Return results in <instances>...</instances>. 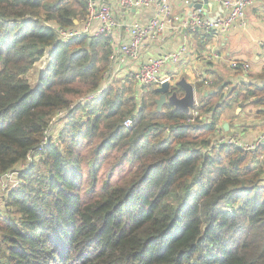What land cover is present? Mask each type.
Returning <instances> with one entry per match:
<instances>
[{"label":"trees","instance_id":"trees-1","mask_svg":"<svg viewBox=\"0 0 264 264\" xmlns=\"http://www.w3.org/2000/svg\"><path fill=\"white\" fill-rule=\"evenodd\" d=\"M86 8L0 0V179L22 167L0 205V264H264V169L214 144L237 98L203 96L195 122L158 111L154 88L139 102L125 83L73 100L112 65L105 36L59 39ZM251 97L264 106V90Z\"/></svg>","mask_w":264,"mask_h":264},{"label":"crops","instance_id":"crops-1","mask_svg":"<svg viewBox=\"0 0 264 264\" xmlns=\"http://www.w3.org/2000/svg\"><path fill=\"white\" fill-rule=\"evenodd\" d=\"M110 1L114 3V0ZM170 1L174 15L181 16V20L169 23L164 34L142 52L138 61H127V65L120 69L113 84L120 86L125 83L126 87L131 88L136 102H139L145 90L141 91V88L135 83L127 84L129 82L128 73L136 72L141 63H145L150 57L187 47L188 52L179 63L168 64L162 70V75L170 78V88L173 90L180 87L178 82L181 78H186L194 85L196 103L186 114H193L194 108L199 105L203 96L218 92H222L225 97L232 95L237 99L231 107L223 110L217 127L222 128L228 134L240 135L244 142L254 141L264 132V106L256 104L255 97L245 101V96L248 90H264V0H257L253 6L248 8L245 26L235 27L216 37L204 35L203 32L192 33L183 26L182 20L198 10L211 19L217 15L227 14V10L220 3L207 2L200 3L199 6L196 4L186 7L182 0ZM154 13V6L134 8L131 10L130 16L133 20L146 22ZM234 62H238L241 66L234 67ZM244 64H249L250 67L245 69L242 67ZM111 67L113 66L111 65ZM154 89L156 91V88ZM177 93L180 97L185 95V91L181 87ZM171 94L168 93V96ZM221 103L222 101L219 102V104ZM167 104L170 103L167 102L161 110ZM232 112L234 114L231 115ZM202 115L200 112L201 120L204 119V115ZM230 115L231 117H229ZM226 124L229 126L228 131L224 129ZM261 149L263 153H260L259 156H264V147Z\"/></svg>","mask_w":264,"mask_h":264},{"label":"built area","instance_id":"built-area-1","mask_svg":"<svg viewBox=\"0 0 264 264\" xmlns=\"http://www.w3.org/2000/svg\"><path fill=\"white\" fill-rule=\"evenodd\" d=\"M257 0H182L184 6L192 7L196 4L216 2L227 10L225 15H217L209 18L201 13V10L187 15L182 24L192 33L203 32L204 35L219 36L235 27L245 26L247 23L246 11L253 6ZM87 15L83 20H76L72 27H56L60 40L71 42L82 37L105 36L111 40L112 66L105 73V81L102 86L82 99V104L98 99L112 86L118 76L120 69L127 65V61H138L142 52L150 44L159 40L168 28L169 23L180 21L181 16L174 15L170 0H86ZM155 7V13L148 21L142 22L131 19L130 13L134 8ZM183 19V18H182ZM264 48V43H263ZM187 47L178 51L165 53L150 57L145 63H141L136 72L128 73L129 82L135 83L141 91L150 88H159L164 83L170 82L169 77L162 75L163 68L171 63H179L181 58L187 54ZM45 55L42 61L46 60ZM234 67L241 66L238 62L233 63ZM248 69L249 64L242 65ZM127 77V78H128ZM173 91L170 88V92ZM63 114L60 113V116ZM198 111H194L189 122H195ZM133 118H128L126 126L133 124ZM218 144H228L241 147L243 150L257 154L264 146V132L254 141L244 142L238 134L221 133ZM264 160V156H260Z\"/></svg>","mask_w":264,"mask_h":264},{"label":"rangeland","instance_id":"rangeland-1","mask_svg":"<svg viewBox=\"0 0 264 264\" xmlns=\"http://www.w3.org/2000/svg\"><path fill=\"white\" fill-rule=\"evenodd\" d=\"M73 2V1H72ZM80 10V9H78ZM87 15V8H86V13L85 15L81 16L80 20H83ZM48 61L44 60V61H40L39 63H37L34 67L33 70H31L30 74H29V78H30V81L33 85H35L38 81V77L41 75V73H43L45 70H46V65H47ZM89 94H91V92L89 93V91L85 90L83 91V93L81 95H72L73 96V100L77 101V100H81V99H84L86 98L87 96H89ZM246 107V106H244ZM234 114L233 112L231 113V115ZM231 115L229 117H231ZM59 119V118H58ZM59 120H57L58 122ZM60 123V122H59ZM222 131L218 130L217 134L215 135L216 138H214L215 142V146L219 147L221 146V144H218L217 143L219 142V139L221 138V133H225V135H227L228 133L225 132L222 128H220ZM253 129V128H252ZM260 156L259 154H255L254 155V160L257 162L254 166L256 168H259L261 166L262 169H264V160H261L259 159ZM22 167L20 168H16L15 169V172L14 173H11V174H7L5 175L3 178L0 179V205L1 204H4L5 205V201H6V196H7V191L10 189V188H13V187H16L18 184H19V180L16 179V175H17V171L18 170H21ZM115 179H116V176H115ZM3 215H6L5 212H1Z\"/></svg>","mask_w":264,"mask_h":264},{"label":"water","instance_id":"water-1","mask_svg":"<svg viewBox=\"0 0 264 264\" xmlns=\"http://www.w3.org/2000/svg\"><path fill=\"white\" fill-rule=\"evenodd\" d=\"M199 5L201 4H197V6ZM178 85L184 89V97H180L176 91L168 96V93L170 92L169 82H166L161 87L156 88V92L160 94V97L156 100L158 110H161L167 102L184 113H189L191 108L195 106L196 96L194 85L188 82L186 78H181L178 82ZM224 129L226 131L229 130L228 124L224 126Z\"/></svg>","mask_w":264,"mask_h":264}]
</instances>
